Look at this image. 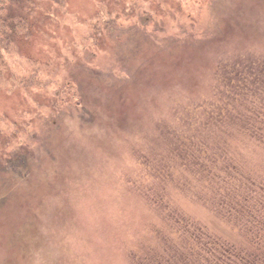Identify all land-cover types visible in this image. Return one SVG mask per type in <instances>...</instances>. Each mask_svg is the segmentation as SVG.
I'll list each match as a JSON object with an SVG mask.
<instances>
[{
    "label": "rangeland",
    "instance_id": "obj_1",
    "mask_svg": "<svg viewBox=\"0 0 264 264\" xmlns=\"http://www.w3.org/2000/svg\"><path fill=\"white\" fill-rule=\"evenodd\" d=\"M38 23L0 81V264H146L166 247L185 264L175 219L244 243L172 132L220 57L264 50V0L45 1ZM37 66L52 84L28 92Z\"/></svg>",
    "mask_w": 264,
    "mask_h": 264
},
{
    "label": "trees",
    "instance_id": "obj_2",
    "mask_svg": "<svg viewBox=\"0 0 264 264\" xmlns=\"http://www.w3.org/2000/svg\"><path fill=\"white\" fill-rule=\"evenodd\" d=\"M39 1L61 6L65 2ZM43 5L36 0H0V81L6 55L16 53L32 36L42 19ZM102 17L97 15L100 25L92 27L96 40L102 38L106 27L101 26ZM37 70L42 67L34 69L30 83L21 82L24 90L51 86L53 75L42 77L39 73L41 78L36 80L33 75ZM213 77L210 96L192 103L189 111L179 117V125L173 127L172 133L179 140L175 153L191 165L204 201L235 224L244 243H230L200 225L179 219H175L170 235L187 238L186 231L189 233L186 250L177 242L173 245L176 251L188 255L185 264H264V50L249 49L220 57ZM248 154H256L263 165H247L244 157ZM18 163L17 159L8 160L14 171ZM168 251L166 247L164 253L146 264H184L178 253Z\"/></svg>",
    "mask_w": 264,
    "mask_h": 264
}]
</instances>
